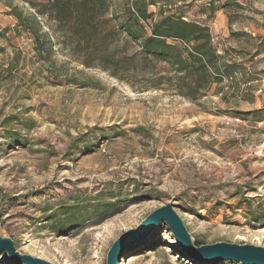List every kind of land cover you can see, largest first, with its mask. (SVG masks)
Wrapping results in <instances>:
<instances>
[{
    "label": "rangeland",
    "instance_id": "1",
    "mask_svg": "<svg viewBox=\"0 0 264 264\" xmlns=\"http://www.w3.org/2000/svg\"><path fill=\"white\" fill-rule=\"evenodd\" d=\"M51 1L0 0V232L16 251L106 264L131 231L119 264H239L199 262L165 223L142 227L168 203L201 245L264 248V0L147 6V33L181 16L208 27L222 64L236 65L222 94L214 85L198 104L145 90L167 67L146 61L122 26L130 2L149 0H105V13L95 2L93 27L59 24ZM32 16L51 39L49 62L34 52ZM0 264L13 263L1 254Z\"/></svg>",
    "mask_w": 264,
    "mask_h": 264
},
{
    "label": "trees",
    "instance_id": "2",
    "mask_svg": "<svg viewBox=\"0 0 264 264\" xmlns=\"http://www.w3.org/2000/svg\"><path fill=\"white\" fill-rule=\"evenodd\" d=\"M169 1V0H167ZM95 2H98L103 13L107 8L105 0H82L79 7L74 6V0H52L49 3L52 18L62 25L70 22H82L89 27L94 26L95 15L93 11ZM157 0L147 2H130L126 6L127 21L122 26V31L140 48V54L146 61L162 63L167 67L165 73H156L145 84V90L171 91L176 95L198 104L206 96V93L216 86V94H222L223 80L233 79L234 64H222L219 56L211 45L208 27L195 22L185 21L181 16L168 15L149 26V33L145 31L144 25L152 19V15L146 11L147 6H154ZM83 9L82 11H78ZM91 9V15L87 19H80L83 11ZM15 17L22 22L21 16ZM37 17L27 19L28 25L34 24L32 37L34 41V52L39 61L49 62L53 53V46L49 35L41 31ZM78 37L83 33L82 29L76 30ZM82 42H88L86 37H81ZM116 66V62L113 61ZM76 81H69L70 84ZM82 83L83 87H89V82ZM19 142L18 138L12 143ZM80 208H75L79 210ZM96 209V208H95ZM103 208L101 207L99 213ZM73 214L67 220L73 219ZM82 217H84L82 215ZM197 246L201 245L195 242Z\"/></svg>",
    "mask_w": 264,
    "mask_h": 264
},
{
    "label": "water",
    "instance_id": "3",
    "mask_svg": "<svg viewBox=\"0 0 264 264\" xmlns=\"http://www.w3.org/2000/svg\"><path fill=\"white\" fill-rule=\"evenodd\" d=\"M162 223L167 225L182 251L189 255L197 254L199 262L216 263L231 261L239 264H264V248L262 247L229 243L197 246L170 203L151 213L142 222V227L144 225H152L150 231H153ZM130 233L131 231L123 234L112 244L107 253L106 264H119V257L125 237ZM1 254H5L8 261L13 264H50L44 260L17 252L13 241L0 232Z\"/></svg>",
    "mask_w": 264,
    "mask_h": 264
}]
</instances>
